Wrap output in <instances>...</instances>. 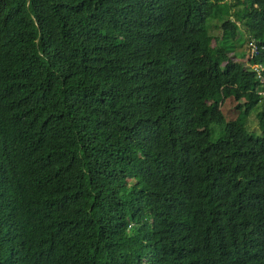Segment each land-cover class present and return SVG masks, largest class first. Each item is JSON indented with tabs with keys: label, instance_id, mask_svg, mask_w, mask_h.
<instances>
[{
	"label": "trees",
	"instance_id": "16d2710c",
	"mask_svg": "<svg viewBox=\"0 0 264 264\" xmlns=\"http://www.w3.org/2000/svg\"><path fill=\"white\" fill-rule=\"evenodd\" d=\"M245 36L264 0H0V264H264Z\"/></svg>",
	"mask_w": 264,
	"mask_h": 264
},
{
	"label": "rangeland",
	"instance_id": "374dc122",
	"mask_svg": "<svg viewBox=\"0 0 264 264\" xmlns=\"http://www.w3.org/2000/svg\"><path fill=\"white\" fill-rule=\"evenodd\" d=\"M210 32L212 34L219 35L220 29L219 27H215L212 25L210 27ZM246 41H247L246 36H245V39H243L242 41L240 40L237 41L238 43H236L235 45V50L238 52V53L236 52L237 53L235 56L236 59L242 58L243 60H245V58L248 56L249 53L247 52V44L249 46L250 40H248L247 42ZM239 51L243 52V54H239L240 53ZM235 102L236 101L231 96H227L221 102L220 110L226 119H230L235 116L237 112L236 108H234ZM248 123H249L248 126L250 127V129L256 130V126H255L256 124L252 116L248 118Z\"/></svg>",
	"mask_w": 264,
	"mask_h": 264
},
{
	"label": "clouds",
	"instance_id": "9594fccd",
	"mask_svg": "<svg viewBox=\"0 0 264 264\" xmlns=\"http://www.w3.org/2000/svg\"><path fill=\"white\" fill-rule=\"evenodd\" d=\"M248 40H250V39H247V41H248ZM247 41H246V42H247ZM247 52H248L249 54H248V56L245 58L244 62L247 61L246 63H248V65L250 66V68L253 70V72H254V77L256 78V76H255V71H254L252 65H253V64H258L259 62H253V61H249V60H248L249 58H251V57L254 55V53L257 52L256 47H255V43H254L252 40L249 41V46H248V44H247ZM235 56H236V55H235ZM235 59H236V58H235ZM239 59H242V58H239ZM242 60H243V59H242ZM248 61H249V62H248ZM261 64H262V63H261ZM262 65H264V64H262ZM261 72L264 74V70H262ZM256 79H257V78H256ZM260 89H262V86H261L260 88H258L257 93H259L260 95L264 96V94H261V93L259 92Z\"/></svg>",
	"mask_w": 264,
	"mask_h": 264
},
{
	"label": "built area",
	"instance_id": "2783aa9c",
	"mask_svg": "<svg viewBox=\"0 0 264 264\" xmlns=\"http://www.w3.org/2000/svg\"><path fill=\"white\" fill-rule=\"evenodd\" d=\"M256 78L261 82L262 89L259 90L261 94H264V74L261 72L264 70V65L261 63L253 64L252 65Z\"/></svg>",
	"mask_w": 264,
	"mask_h": 264
}]
</instances>
